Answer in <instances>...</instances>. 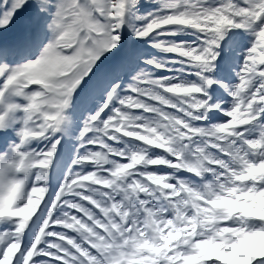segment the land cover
I'll return each instance as SVG.
<instances>
[{
  "label": "snow or ice",
  "instance_id": "snow-or-ice-1",
  "mask_svg": "<svg viewBox=\"0 0 264 264\" xmlns=\"http://www.w3.org/2000/svg\"><path fill=\"white\" fill-rule=\"evenodd\" d=\"M0 100V264H264V0H0Z\"/></svg>",
  "mask_w": 264,
  "mask_h": 264
},
{
  "label": "clouds",
  "instance_id": "clouds-1",
  "mask_svg": "<svg viewBox=\"0 0 264 264\" xmlns=\"http://www.w3.org/2000/svg\"><path fill=\"white\" fill-rule=\"evenodd\" d=\"M0 118L5 122H10L16 118L14 109H10L6 101L0 100ZM12 160H7L0 163V187L7 188L8 184L14 178V168L12 167Z\"/></svg>",
  "mask_w": 264,
  "mask_h": 264
}]
</instances>
